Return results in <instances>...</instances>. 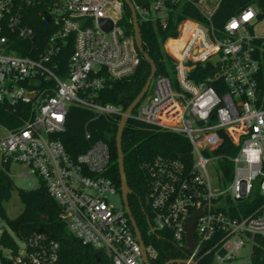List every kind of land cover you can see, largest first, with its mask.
Segmentation results:
<instances>
[{
    "label": "built area",
    "instance_id": "2783aa9c",
    "mask_svg": "<svg viewBox=\"0 0 264 264\" xmlns=\"http://www.w3.org/2000/svg\"><path fill=\"white\" fill-rule=\"evenodd\" d=\"M131 1L139 24L173 26L177 35L163 43L169 75H155L130 119L183 134L192 149L190 162L158 155L142 165L150 233L176 255L162 264H264V9L249 6L219 29L213 17L222 0L211 13L203 0ZM35 5L43 6L53 33L34 48L36 32L27 21ZM192 6L200 20L181 17ZM125 7L123 0H0V107L33 109L17 130L0 124V167L21 165L28 168L24 176L36 175L68 232L101 253L100 262L146 264L122 196L106 176L107 142L93 141L86 126L89 147L72 158L61 141L73 105L92 110L95 119L124 113L99 99L109 81L131 77L141 64ZM63 49H71L65 69ZM117 195L115 206L110 200ZM200 211L189 249L187 224ZM10 232L0 220V249H10L0 251V264H58L56 240L36 232L20 237L18 248ZM144 244L148 262L161 264L153 241Z\"/></svg>",
    "mask_w": 264,
    "mask_h": 264
},
{
    "label": "trees",
    "instance_id": "16d2710c",
    "mask_svg": "<svg viewBox=\"0 0 264 264\" xmlns=\"http://www.w3.org/2000/svg\"><path fill=\"white\" fill-rule=\"evenodd\" d=\"M137 2V0H135ZM249 6H256L264 9V0H222L220 7L213 17V24L221 29L234 15L241 13ZM30 16L27 23L34 28L36 38L32 45L41 46L47 42L53 28L46 20L45 10L42 5H35L30 9ZM182 18L200 20L201 16L197 8L188 7L184 10ZM132 16L128 7H125L124 24L129 35H133ZM140 30L143 37L144 50L149 54L157 66L158 75H169L172 67L171 58L164 53L163 43L170 36H176L175 27L162 30L157 24L141 22ZM178 42H170L169 47L175 49ZM71 49H63L64 69ZM19 55L24 53L19 52ZM141 57V64L137 72L131 77L123 80H111L107 87L101 92L99 103L119 105L125 112L131 103L136 99L144 88L150 74L151 67ZM33 109L30 105L19 106L16 109L0 107V124L10 130H17L23 126V121L31 120ZM120 116H103L95 119L92 110L73 105L68 112L66 131L61 135L67 152L72 158L85 152L89 142L85 138V128L89 127L93 141L107 142L111 156V167L106 174L110 178L118 192H120L121 180L117 163L116 134L120 123ZM227 143H224L221 152H226ZM122 149L124 152L125 172L127 182L132 194L129 195V205L136 224L141 232L143 240L148 243L152 240L159 250V261H166L175 258L171 252L172 245L165 243L159 235L150 233L149 222L152 216L148 210L141 205L144 204L147 192V180L142 171V165L151 161L158 155L180 159L190 162L192 160V149L188 139L183 134L169 130L156 128L145 123L130 119L126 125ZM8 168V167H7ZM224 169L228 174L231 165H225ZM13 191H17L25 208L22 214L16 219L8 221L10 228L21 238H27L36 232H43L56 240L60 245V259L58 264H107L97 261L96 252L83 246L69 232L64 223L61 222L60 208L50 196L46 185L40 181L35 190H23L16 188L8 171L0 167V220L6 219L4 203L8 202ZM257 205L254 206V209ZM201 264H206L204 260Z\"/></svg>",
    "mask_w": 264,
    "mask_h": 264
},
{
    "label": "water",
    "instance_id": "95a60500",
    "mask_svg": "<svg viewBox=\"0 0 264 264\" xmlns=\"http://www.w3.org/2000/svg\"><path fill=\"white\" fill-rule=\"evenodd\" d=\"M123 2L125 3V5L128 7V9L131 12L135 46H136L137 50L139 51V53L143 56L145 61L150 65L151 74H150L144 88L140 92V94L136 97V99L131 103V105L126 109V111L121 116V120H120V123L118 125L117 134H116L117 163H118V169H119L120 180H121L120 192H121L122 200L124 203V207H125V210H126L128 217H129V220H130V223H131L132 228L134 230V233H135V235H136V237H137V239H138V241L142 247L145 262H146V264H150L148 262V259L146 257V253H145L144 240H143L141 232H140V230L136 224V221L132 215V211H131V208L129 205V195L132 193V191L130 190V188L128 186V182H127V175L125 172L124 152L122 149V141H123V135H124L126 125H127L128 121L130 120V117H131L133 111L136 109V107L140 104L142 99L148 93L151 81L155 77V75L157 74V66H156L155 62L152 60V58L149 56V54L144 50L143 37L141 34V30H140V24L138 22L137 13H136V10H135V7H134L132 1L131 0H123ZM49 20H50V18H47V21H49ZM106 24H107L106 20L101 21V26L103 27V29L108 30V27H106ZM202 213H203V211L195 213L193 215L192 219L187 224V241H188V248L189 249H193V247H194V237H195L197 219ZM95 257H96V260L99 262L101 260V253H96ZM173 262H180V261H173Z\"/></svg>",
    "mask_w": 264,
    "mask_h": 264
},
{
    "label": "rangeland",
    "instance_id": "374dc122",
    "mask_svg": "<svg viewBox=\"0 0 264 264\" xmlns=\"http://www.w3.org/2000/svg\"><path fill=\"white\" fill-rule=\"evenodd\" d=\"M219 0H203L201 3V7L204 12L211 13L217 9ZM216 62V60H213ZM148 98V95L142 100V103H145ZM137 108L134 110L136 112ZM3 133H0L2 135ZM8 174L13 180L16 188L23 190H35L40 185V180L36 175L24 176V174L28 173V168H24L21 165L11 164L8 167ZM121 202V196L117 195L110 200L111 204L118 206ZM4 208L6 212V219L2 220V223L5 227H9L8 221H12L16 219L20 214L24 211V204L21 201L17 191H13L11 197L8 202L4 203ZM11 236L15 242V245L18 248H23L24 244L21 238L15 234L14 232H10ZM3 255H9L10 249L6 247H1L0 249ZM246 253V250L245 252Z\"/></svg>",
    "mask_w": 264,
    "mask_h": 264
},
{
    "label": "snow or ice",
    "instance_id": "6c2138e0",
    "mask_svg": "<svg viewBox=\"0 0 264 264\" xmlns=\"http://www.w3.org/2000/svg\"><path fill=\"white\" fill-rule=\"evenodd\" d=\"M249 15H251V13H249ZM248 16H245V19H247ZM232 27H236L235 23L232 25Z\"/></svg>",
    "mask_w": 264,
    "mask_h": 264
},
{
    "label": "flooded vegetation",
    "instance_id": "af4514ba",
    "mask_svg": "<svg viewBox=\"0 0 264 264\" xmlns=\"http://www.w3.org/2000/svg\"><path fill=\"white\" fill-rule=\"evenodd\" d=\"M132 194V193H131ZM140 203H141V205H143L144 206V204L140 201ZM145 208V207H144Z\"/></svg>",
    "mask_w": 264,
    "mask_h": 264
},
{
    "label": "clouds",
    "instance_id": "9594fccd",
    "mask_svg": "<svg viewBox=\"0 0 264 264\" xmlns=\"http://www.w3.org/2000/svg\"><path fill=\"white\" fill-rule=\"evenodd\" d=\"M245 18V17H244ZM235 22H233V24H234Z\"/></svg>",
    "mask_w": 264,
    "mask_h": 264
}]
</instances>
